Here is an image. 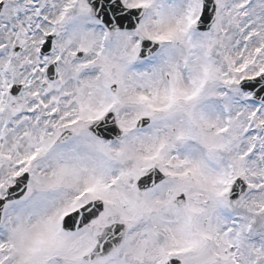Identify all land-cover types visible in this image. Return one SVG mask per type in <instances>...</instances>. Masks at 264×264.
Here are the masks:
<instances>
[{
	"label": "snow or ice",
	"instance_id": "snow-or-ice-1",
	"mask_svg": "<svg viewBox=\"0 0 264 264\" xmlns=\"http://www.w3.org/2000/svg\"><path fill=\"white\" fill-rule=\"evenodd\" d=\"M0 264H264V0H0Z\"/></svg>",
	"mask_w": 264,
	"mask_h": 264
}]
</instances>
